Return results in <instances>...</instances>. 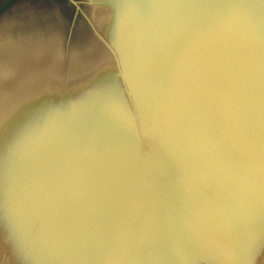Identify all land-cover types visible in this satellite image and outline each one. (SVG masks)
<instances>
[{
    "label": "water",
    "instance_id": "water-1",
    "mask_svg": "<svg viewBox=\"0 0 264 264\" xmlns=\"http://www.w3.org/2000/svg\"><path fill=\"white\" fill-rule=\"evenodd\" d=\"M0 264H264V0L1 2Z\"/></svg>",
    "mask_w": 264,
    "mask_h": 264
},
{
    "label": "rangeland",
    "instance_id": "rangeland-1",
    "mask_svg": "<svg viewBox=\"0 0 264 264\" xmlns=\"http://www.w3.org/2000/svg\"><path fill=\"white\" fill-rule=\"evenodd\" d=\"M1 2H4V0H0V3H1ZM62 8H64V6H63Z\"/></svg>",
    "mask_w": 264,
    "mask_h": 264
}]
</instances>
